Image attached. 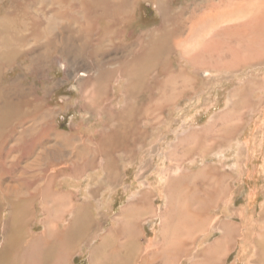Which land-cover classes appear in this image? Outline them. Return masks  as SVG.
<instances>
[{
	"label": "rangeland",
	"instance_id": "rangeland-1",
	"mask_svg": "<svg viewBox=\"0 0 264 264\" xmlns=\"http://www.w3.org/2000/svg\"><path fill=\"white\" fill-rule=\"evenodd\" d=\"M77 2L70 0L68 4L77 9ZM198 2L173 0L172 5L186 8ZM50 3L37 0L30 9ZM8 7L6 0H0V15ZM237 11V16L242 14L238 22L250 16ZM75 12H71V37L66 42L69 67L58 64L55 55L54 63L48 57L47 67L42 65L40 69L45 70L36 76L23 68L28 59L22 55L1 72L4 82L18 78V91L30 94L29 99L43 100L51 128L66 136L62 142L56 134L41 139L32 155L38 153L41 159L47 155L57 174H74L70 178L59 177L56 186L76 188L75 200L93 202L90 209L96 216V234L73 248L70 264H90L92 248L118 226L121 240L107 248V259L122 257L132 244L131 238L138 241L143 251L151 245L149 248L159 257L156 264H167L165 255L169 254L173 256L172 264H202L203 255L211 258L213 251L209 247L222 236L220 227L224 222L236 226H232L234 231L223 242L226 249L220 262L251 264L252 245L247 240L258 235L256 221L264 207V37L257 38L250 31L246 39L242 35L226 42L221 55L213 54L208 66L196 61L192 66L187 62L189 57L180 58L179 45L171 50L167 70L160 74L157 69L152 70L143 79L137 98L130 103L132 114L123 110L124 84L117 80V74L110 78L102 105H95L98 107L93 110L90 106L97 99L91 96V82L79 85L77 80L84 74L93 75L98 68L89 51L100 36L108 33L109 20L95 25L96 35L87 26L76 32L74 26L85 21ZM160 16L153 0H141L128 21L114 23L120 34L114 36L112 47L107 46L104 53L113 57L127 53L128 44H135L142 34L159 26ZM234 22L235 19L231 23ZM50 24L56 28L59 21L54 18ZM209 25H199L200 36L193 32L196 35L188 37L182 45L186 48L184 56H191L202 47L209 30H213L209 36L213 35L215 26ZM182 26L184 30L185 25ZM83 38L86 44L81 49L78 45ZM30 117L18 127L28 128V134L22 135L25 138L36 137L39 127L40 116ZM115 130L117 133H111ZM16 136V132L11 133L10 141ZM109 136L120 138L122 145L108 148L105 144L111 139ZM105 157H109L118 174L110 186L104 182L101 166ZM94 187L99 189L90 194L88 190ZM134 203L139 204L133 206ZM35 209L33 224L39 232L43 214L38 206ZM130 213L134 220L129 231L127 228L121 232L119 217ZM134 223L136 235L130 236ZM122 241L125 245L121 246ZM160 253H164L163 260Z\"/></svg>",
	"mask_w": 264,
	"mask_h": 264
},
{
	"label": "bare ground",
	"instance_id": "bare-ground-1",
	"mask_svg": "<svg viewBox=\"0 0 264 264\" xmlns=\"http://www.w3.org/2000/svg\"><path fill=\"white\" fill-rule=\"evenodd\" d=\"M6 1L9 7L0 15V264H70L69 257L73 248L86 237L96 234V216L90 209L93 202L90 199L82 202L75 200L76 188L63 189L56 186V180L59 177L65 175L70 178L74 177V174H63V172L57 174L52 170V163L47 155L42 159L37 156L38 153L32 155L41 139L47 140L51 134H56L55 137L60 138L59 141L62 142L66 136L51 128L49 112L44 107L43 100L37 102L35 98L27 97L30 94L18 91L21 89L18 78L10 83L4 82L2 70L12 66L22 55L28 59V64H24L23 68H27L36 76L45 70V68L43 71L40 69L42 65L47 67L48 57L50 62L54 63L55 55L58 64L67 68L70 57L66 42L70 41L71 37V34H68L70 31L68 25L71 24L72 10H76L75 14L82 16L85 21V24L78 23L74 26L76 32L87 26L89 32L96 35L95 25L100 20H109L108 33L100 36L89 51L93 57L92 61L98 68L93 70L91 76L88 74L80 76L77 84L91 82V96L97 99L96 104L90 106L94 110L102 105L101 101L105 99L108 92L110 78L117 74V80H122L124 84L125 109L123 110L132 114L134 110L131 107V112L129 111L130 103L133 98H137L143 79L152 70L157 69L158 74L161 70H167L166 63L170 58L171 50L175 47L181 45L180 51L178 50L179 57H189L187 62L192 66H195V61L208 66L213 54L217 53L220 56L224 44L234 38H240L243 35L246 39L252 31L251 35L263 39L264 0H251L250 3L245 0H199L196 6L194 3L186 8L173 6V0H153L161 14L159 26L142 34L135 44L127 43L128 52L120 57L104 53L107 46L112 47L114 36L119 32L114 27V23L128 21L131 18L132 9L141 0H78L77 9H72V6L68 4L70 0H50L49 5L38 6L34 8L35 10H31L30 7L37 0ZM205 9L207 11H204ZM237 10H242L241 13H249L250 16L247 15L249 18L238 22L237 20L242 19L240 17L242 14L239 13L237 16ZM202 12H205L204 15ZM54 18L59 21L56 28L50 24ZM233 19L235 22L231 23ZM208 23L209 26H215L213 35L209 36V32L213 31L209 30L205 37L207 39L205 41L201 39L202 47L191 56H184L186 48L182 45L188 37L191 38L196 34L200 36L199 25L206 26ZM89 25L94 28H90ZM182 25H185L186 34L181 28ZM83 39L78 45L81 49L86 44V38ZM123 42L124 40L121 43ZM54 52L57 53L52 56ZM30 116L34 118L40 116L39 127L36 130V137L25 138L28 128L18 130V127L23 120L31 118ZM13 132H16L17 136L10 141V134ZM23 133L24 136H22ZM111 133L117 132L115 130ZM108 139L110 140H106L105 144L108 148H118L121 144V139L118 137L109 136ZM101 164L104 170V182L110 186L116 180L117 171L111 165L109 157H105ZM76 172L79 171L76 170ZM98 189L90 188L88 192L92 194ZM89 196L91 198V195ZM136 204L139 203H134L133 206H137ZM36 206L43 214L40 222L42 230L39 232L35 231L33 224L35 219L33 211L36 210ZM131 209L134 210V208ZM131 213L124 214L123 218L119 217L122 221L120 225L123 226L121 232H125L127 228V232L129 231L131 222L134 220ZM256 222H259V225L255 226L258 235L256 233L252 235L250 239L252 242L247 240V243L252 245L250 261L251 264H264V207L260 209ZM161 225L162 223L160 227ZM134 226L136 227L135 223L132 231ZM232 226L236 225L228 222L221 224L222 236L209 247L213 251L211 258L208 259L210 255H203L202 260L205 262L210 260L208 264H222L220 259L226 249V244L223 245V242L234 229ZM118 230L119 226L114 233L111 232L102 237L100 243L92 248L89 256L90 264L157 263L156 260L159 257L155 255L157 252L149 248L151 245L146 246L147 251H143L144 248L138 244V241L131 238L133 247L131 244L122 257L117 259L104 257L107 248L121 240L120 235L117 234ZM123 235L125 233H122ZM135 235L136 230L130 236ZM113 236H115L114 239ZM160 237L163 239L162 235ZM110 241H112L111 244ZM122 245H125L124 241ZM160 254L163 260L164 253ZM202 254H205V251ZM165 260L167 264H172L173 256L165 255ZM198 264H201L200 261Z\"/></svg>",
	"mask_w": 264,
	"mask_h": 264
}]
</instances>
